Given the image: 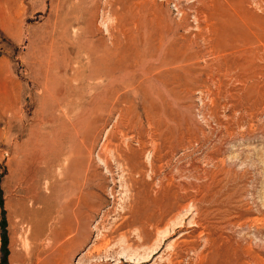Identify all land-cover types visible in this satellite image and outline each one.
Instances as JSON below:
<instances>
[{"label": "rangeland", "instance_id": "obj_1", "mask_svg": "<svg viewBox=\"0 0 264 264\" xmlns=\"http://www.w3.org/2000/svg\"><path fill=\"white\" fill-rule=\"evenodd\" d=\"M0 264H264V0H0Z\"/></svg>", "mask_w": 264, "mask_h": 264}, {"label": "bare ground", "instance_id": "obj_2", "mask_svg": "<svg viewBox=\"0 0 264 264\" xmlns=\"http://www.w3.org/2000/svg\"><path fill=\"white\" fill-rule=\"evenodd\" d=\"M48 80H51V79H48ZM41 139H44V138H42L38 132L34 131L32 133L30 137V142L27 146L29 148L26 150V153L22 155L21 161H20V169L23 175V179L25 180V185L28 189H30V192L32 193L34 199H39L37 192L34 188V181H35L36 175L42 171V167L40 165L45 164L49 160V157L47 156L49 155V152H52V156L56 159L59 157V155L62 154V153L60 154L61 152L60 147L63 143L62 140H59L60 145L57 144V147L53 148V144L52 145H48L47 143L43 144L40 141ZM155 206L158 208L159 214H164L162 203H156ZM147 210H148V207L144 208L142 211V215L145 213L144 221L146 220L145 222L151 224L154 218L156 217H154L153 214L148 213ZM141 218L142 216H139L138 220H141ZM155 223H157V221ZM144 261H146V259L140 262H144Z\"/></svg>", "mask_w": 264, "mask_h": 264}]
</instances>
